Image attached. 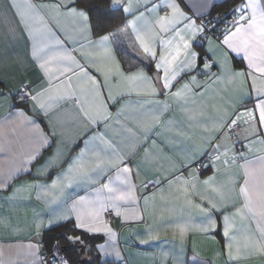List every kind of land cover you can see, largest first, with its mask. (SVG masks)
I'll use <instances>...</instances> for the list:
<instances>
[{
    "label": "crops",
    "instance_id": "crops-1",
    "mask_svg": "<svg viewBox=\"0 0 264 264\" xmlns=\"http://www.w3.org/2000/svg\"><path fill=\"white\" fill-rule=\"evenodd\" d=\"M96 1V5L92 6H102L103 2L106 8L121 12V19L106 31L98 32L94 29L87 3L82 0H75L70 6L87 13V28L82 18L68 14L67 8L57 10L53 7L56 4H67V0H0V183L6 185L0 187V264H40V254L49 251L58 240L51 241L46 236L47 230L67 222L77 228L76 213L69 211L72 202L79 196L89 195L100 183L108 182L107 177H113V186L126 190L125 185L114 179V169L93 177L99 183L74 182L68 185L65 181L62 188L40 187L51 185L57 175L67 168L68 162L86 148V139L90 141L88 149L95 147L96 150H104L110 154L111 149H107L99 138L91 140V136L97 133L109 140L113 148L122 155L130 154L133 163L129 180L135 185L136 199L118 201L119 215L115 208H110L115 212L110 223L104 220L106 211L101 213V220L111 229V236L106 231L90 233L77 228L99 237L98 240L91 241L72 235L73 238H80L71 241L81 249L82 260L104 264L110 261L124 264H264V255L248 254L244 249L245 235L255 234L259 238L256 220L250 216L245 220H241L238 215L232 216L243 205L239 189L244 183L245 175L241 165L246 160L258 162L260 157H264V143H261L264 141V135H261L264 126L255 121L246 122V116L240 117L238 133L244 146L241 153L236 150L230 129L217 130L214 127L222 121L236 118L231 113L238 107L240 96L245 97V107L248 108L252 107L257 98V92L251 87V76L246 78V82L242 83L237 78L230 83V74L241 70L251 71L256 76L259 74L248 68L242 52L236 53L220 47L223 38L217 39L203 32L197 33L192 39V50L200 56L197 60L199 67L203 68L205 56L216 63L206 74H190L197 76V82L203 88L196 89L193 86L196 94L190 96L187 103L178 102L168 95L149 97L137 92L128 93L127 83L120 77L110 79L108 84L112 93L124 94L115 106L108 102L112 118L99 125H92L93 131L87 136L84 132L89 125L75 99H54L47 112L42 111L32 99L27 103L18 101L17 91L22 86H30L32 95L44 92L41 101L48 103L50 94L45 89L49 87V74L40 68V61L33 56L34 44H48V49H51H45L48 55L65 50L71 52L81 64H87L90 73L97 80L103 81V76L97 74L92 67L93 64L105 63L103 50L96 43L100 36L115 33L110 36L109 45L116 59L125 73L136 71L148 64L149 58L136 40V32L129 21L135 20L137 28H141L146 21L154 25L158 17L172 14L169 5L175 3L185 16L201 24V16L211 13L216 5L226 0H131V12L123 10L128 6L129 0H119L116 4L113 0ZM240 2L241 0H236L234 8ZM27 3L36 5V10L44 17L52 32L65 41L63 48L54 41L44 39L38 32L37 39L27 33L15 7L19 5L20 11H25ZM146 7L155 8V11L147 12ZM140 12H145V17L137 20ZM188 23L190 21L180 19L175 25L186 37L191 36V32L183 31ZM173 35L175 33L170 31L165 38ZM209 48L215 50V55L208 51ZM160 50L157 43L158 54ZM85 52L93 55L85 58L82 55ZM62 66H65L62 62L50 65L54 72ZM146 72L149 76L155 74L154 63L146 68ZM202 75L206 77L202 78ZM189 78V75H183L178 82L174 81L176 86L171 91L175 92ZM72 80L75 86L76 77L73 76ZM103 91L107 92V89ZM86 101L85 107L92 112L95 100L88 96ZM157 101H164L169 107L165 108L163 103H156ZM189 109L197 113L195 119L189 118ZM243 111L240 108V112ZM20 112L29 119L20 117ZM200 112L203 115H199ZM144 113L158 116L159 123L152 125L150 117L146 119ZM254 124L256 132L252 129ZM38 129L44 134L55 132L56 135L49 146L41 149L34 161L25 163L39 146L41 137ZM215 145H219V148ZM58 152L60 158L56 161V166L45 168L50 158ZM206 155H211L212 160L204 163L207 167H203L202 172L196 170V163L191 167H181L189 157L195 156L200 161ZM239 157L242 161L238 160ZM12 170L17 171L8 178V173ZM173 173L182 175L189 182L188 185L174 178L170 185L168 179ZM209 177L213 178L210 186L203 183ZM248 179L250 189L264 184V176L259 172ZM147 180H158L159 183H155L153 188H145L143 184ZM192 184L195 185L194 189ZM185 187L188 188L187 193L183 192ZM213 187L223 193V200L212 191ZM45 191L49 193L47 196L44 195ZM104 194L107 195V192ZM201 196L212 199L217 207L223 209L212 212L216 227L209 226L207 231L203 230L207 224L204 214L195 207L197 204L210 207L208 200L202 201ZM189 200L191 204L188 203ZM80 210L87 209L82 207ZM133 211L136 218L130 215ZM125 213L129 214L127 219ZM225 215L230 216L232 223L228 237L224 235ZM64 216L68 218L62 219ZM182 227L185 228L183 234ZM233 235L237 238L235 241L230 240ZM229 243L233 245V259L228 256ZM113 248L119 249V258L115 256Z\"/></svg>",
    "mask_w": 264,
    "mask_h": 264
},
{
    "label": "snow or ice",
    "instance_id": "snow-or-ice-1",
    "mask_svg": "<svg viewBox=\"0 0 264 264\" xmlns=\"http://www.w3.org/2000/svg\"><path fill=\"white\" fill-rule=\"evenodd\" d=\"M75 0H67V4H56L53 5L54 8L59 10L61 7L67 8L68 14L76 15L82 18L85 22L87 28L88 15L83 10H78L75 7H71ZM119 0H113V3H118ZM20 16V22L22 23L24 29L30 36L37 39L36 33H40V36L44 39L54 41L56 45L63 48L65 41L56 36L52 29L48 27L45 23L43 16L39 14L36 10L37 6L31 3L25 5V11H20V6L15 5ZM172 9V14L160 16L156 20L155 24L145 22L141 28L136 27V21H129L128 23L132 25L134 31L136 32V40L139 41L140 45L143 47L144 53L149 58V63L144 64V66L139 67L136 71H125L121 68L120 62L116 59L115 53L111 46L109 45L110 36H114L115 33H109L99 37L98 43L102 48V57L105 63L100 65L93 64L92 67L95 68L97 74L103 76V81L97 80L95 75H92L88 69L87 64H81L75 56L68 52L67 50L63 52H57L52 55H48L45 49H48V44H42L33 46V56L40 61V68L49 74V87L45 89V92L49 93L48 103L41 101V97L44 96V92L32 95L30 98L36 102L42 111L47 112V110L52 106V101L54 99H75L80 105L81 112L87 121L89 127L85 129L84 135L87 136L93 131L92 125H99L101 122H107L112 118V113L108 111L109 104L111 102L112 106H115L119 102L123 92L113 94L111 88L108 84L110 79H115L120 77L121 80L127 83L126 91L128 93L137 92L145 96H157V95H168L178 102L187 103L190 96H194L196 93L193 91V86L196 89H202L203 85L197 82L196 75H190L192 72L200 74L201 72H210L211 68L215 66L214 60H209L205 56L203 68H200L197 64V60L200 58L199 53L192 50V39L197 33L205 32L207 26L203 24H198L196 20H192L191 17L185 16V14L179 9V6L175 3L169 5ZM124 12H131V0H129L128 6L123 8ZM145 11L151 12L155 11V8L148 9ZM234 18L225 27L224 31L221 33L223 35V40L221 41L220 47H226L228 50L236 53H243V58L247 60L248 68L254 70L259 76L253 74V72H245L243 70L236 71L230 74L229 82L239 78L240 81L246 82L248 76L252 77L251 87L257 92V98L253 102L252 107H245V97L242 95L239 97L238 107L231 113L235 116V119H230V121H222L214 127L217 130L228 128L231 129L234 126H238V121L241 116H246L247 121H255L258 125L264 126V2L262 0H241L240 4L237 5L233 10ZM145 17V12H140L137 20L143 19ZM180 19L188 20L190 23L186 24L185 32H191L190 37H186L181 34V30L177 29L175 25L179 23ZM34 25H39V27H34ZM122 31V30H118ZM170 31L174 32L171 38H165L166 34ZM157 43L159 44L160 51L157 52ZM51 51V49H48ZM209 52H213L215 55V50L212 48L208 49ZM85 58L92 56V53H82ZM158 56V59H157ZM227 53H225V57ZM53 62H62L65 66L58 67L53 71L50 65ZM143 64V61L141 60ZM154 63L155 74L149 76L146 72V68ZM224 63H227L225 58ZM223 67V65H222ZM161 72L163 75H161ZM58 73V74H57ZM183 75H189V80L185 81L180 85L175 92L171 89L176 86L175 82H178ZM73 76L76 77V84L73 86ZM259 81V86L257 82ZM30 87V86H26ZM107 89V92L103 90ZM77 90H79V95H77ZM203 94L202 92L200 93ZM28 93L23 94V98H27ZM92 96L95 100L94 110L89 112L85 107L86 98ZM250 97L251 94L249 93ZM149 103L150 101H145ZM156 103H163L165 108L169 105L164 101H157ZM142 107V106H141ZM240 108L244 111L241 113ZM189 111L190 119H195L197 113L193 112L191 109ZM120 114L118 110L117 115ZM199 115H203L200 112ZM19 116L27 120L28 117L24 116L23 112L19 113ZM146 119L150 117L151 124L159 123V117L151 115L150 113H144ZM31 122V121H29ZM253 132L257 131L256 125L252 126ZM40 131V142L39 146L30 155L25 163H31L39 155L41 149L49 146L52 142V138L55 137L56 133L52 132L50 135L44 134L42 130ZM264 135V132L261 133ZM100 139L101 143L105 145L107 149H111L110 154L104 152V150H96V148L88 149L87 146L90 143L89 140H85V149L73 157L67 165V168L52 181L50 186L40 185V187H45L49 189H57L64 187V182L66 181L68 185L74 182H83L86 184L99 183L98 180H94L93 177L101 176L103 173L109 171L110 169L115 170L116 181H119L121 185L126 186V190H122L120 187L113 186V177H107L105 183H100L98 188H93L91 193L86 196H79L75 201L72 202L70 212L75 211V219L77 221L76 227L78 229L87 230L90 233H99L106 231L111 236V229L108 228L101 220V213L109 210L110 208H115L117 214L119 215V204L118 201H135V185L131 184L129 176L132 175V160L130 154L122 155L115 148H113L111 142L103 138L100 134H95L91 136V140ZM215 139V138H212ZM264 143V141H261ZM211 146V141H210ZM218 149L219 145H215ZM102 152L104 154L102 155ZM60 158L59 152L56 156L50 158L49 162L45 165V168H51L56 166V161ZM219 159V157H217ZM198 158L195 156L187 158L186 162L181 165V167H191L193 163H197ZM139 165H137L138 167ZM201 167H207V165H201ZM244 170V183L240 187L239 192L243 197V205L238 208L232 216H240L241 220L248 219L249 216L256 220V229L258 231L259 238L256 235H245L244 249L248 254H261L264 255V184L260 186H253L252 189L249 188L248 177L254 176L257 172L264 176V157H260L258 162L245 161L241 165ZM17 170H12L8 173V178H11L13 173ZM139 173H137L138 175ZM173 178L176 181L183 182L184 185H188V181L184 179L182 175H176L173 173L172 177L168 179V183L173 184ZM213 178L203 181L205 185L210 186V182ZM152 183H159L158 180L155 182L152 180H147L143 187L147 188ZM5 184L0 183V187H5ZM191 187L194 189L195 185L192 184ZM213 192L220 195L221 200L224 199L223 193L219 189L213 187ZM107 192V195L104 193ZM183 192L187 193L188 188H183ZM49 193L45 191L44 195L47 196ZM39 198V195H38ZM208 200L210 207H204L201 204L195 205L207 221L204 231L208 230V227L215 228L216 221L212 218V212H219L222 207H217V203L208 197L201 196V200ZM147 203V198H145ZM191 204V201H188ZM86 208V211L80 210L81 208ZM132 218H136V213L133 211L131 214ZM129 216L125 213V218ZM68 216L62 217V219H67ZM224 221V235L229 236V230L232 226L231 218L228 215L223 217ZM51 223V222H50ZM185 231V228H181V233ZM70 240H79V237H69ZM237 238L235 235L230 237V240L235 241ZM32 247L31 245L29 246ZM103 247V246H101ZM232 243L228 244V256L229 259H233L232 254ZM116 257H120L121 253L119 249L113 248ZM240 248L237 247V253L239 254ZM54 258L55 254H54ZM62 264H67V262H62Z\"/></svg>",
    "mask_w": 264,
    "mask_h": 264
},
{
    "label": "built area",
    "instance_id": "built-area-1",
    "mask_svg": "<svg viewBox=\"0 0 264 264\" xmlns=\"http://www.w3.org/2000/svg\"><path fill=\"white\" fill-rule=\"evenodd\" d=\"M234 15L235 14L233 13V11L231 12V15L224 16V17L218 14H215V13L214 14L208 13L206 15L201 16L199 20L201 24L207 26L205 32L208 35H212L216 37L217 39H222L223 35H221V33L224 31L225 27L229 24V22L233 20ZM205 77H206L205 75H202V78H205ZM25 92L28 93L27 98H23V94ZM31 96H32V92L30 88L26 86H22L17 91V94H16L18 101H22V102H28L31 99L30 98ZM239 129H240V124L238 123V126H234L233 128L230 129V135L236 146V150L239 153H241L244 146L240 138V135L238 133ZM211 160H212L211 155L204 156V158H202L200 161H198L195 164L196 170L201 172L203 169L201 165H204L205 162H208ZM238 160L242 161V158L239 157ZM154 186H155V183H152L149 185L150 188H153ZM114 217H115V212L112 209L107 210L106 213L104 214V220L106 223H110L114 219ZM54 254L56 258H54ZM39 262L40 264H62V262H67V264H104V263H92V262L85 261V260L72 261L67 256V254L64 252V247L59 240H56L52 244V247L49 251H45L40 254ZM105 264H124V263L120 261H110Z\"/></svg>",
    "mask_w": 264,
    "mask_h": 264
},
{
    "label": "trees",
    "instance_id": "trees-1",
    "mask_svg": "<svg viewBox=\"0 0 264 264\" xmlns=\"http://www.w3.org/2000/svg\"><path fill=\"white\" fill-rule=\"evenodd\" d=\"M82 1L87 3L94 29L98 32L108 30L109 27H111L112 25H114V23H116L121 19L120 17L121 12L119 10L108 9L106 8L103 2H101L102 6L97 7V6H92V5H96V3L98 2L96 0H82ZM235 1L236 0H226L223 3L216 5L214 11H212L211 14L215 13L222 17L231 15L232 10L234 9ZM23 103H27V102H23ZM203 170L204 168L202 169V171ZM72 235L73 236L78 235L79 237L85 240H91V241L99 239L98 236H91L89 234H86L85 232H82L81 230H78L77 228L72 226L69 222L62 223L56 227L48 229L46 233V236H49L51 238V241H54V239H58L61 241L64 247V252L67 254V256H69V258L72 261H80L82 260L81 249L77 247V245L69 239V237H72Z\"/></svg>",
    "mask_w": 264,
    "mask_h": 264
}]
</instances>
